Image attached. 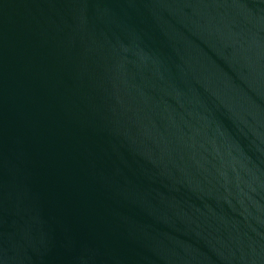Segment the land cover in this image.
I'll use <instances>...</instances> for the list:
<instances>
[{
	"label": "water",
	"instance_id": "obj_1",
	"mask_svg": "<svg viewBox=\"0 0 264 264\" xmlns=\"http://www.w3.org/2000/svg\"><path fill=\"white\" fill-rule=\"evenodd\" d=\"M0 264H264V0H0Z\"/></svg>",
	"mask_w": 264,
	"mask_h": 264
}]
</instances>
